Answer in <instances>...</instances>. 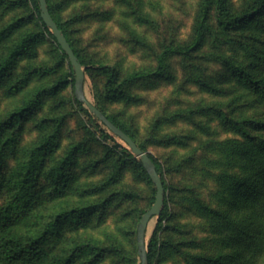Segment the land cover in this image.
<instances>
[{
  "label": "rangeland",
  "instance_id": "rangeland-1",
  "mask_svg": "<svg viewBox=\"0 0 264 264\" xmlns=\"http://www.w3.org/2000/svg\"><path fill=\"white\" fill-rule=\"evenodd\" d=\"M52 3L83 58L93 64L115 65L123 77L154 69L167 46L191 44L204 0ZM252 3L227 0L232 13ZM215 14L213 6L196 51L170 55L162 76L131 85L114 99L104 93L102 73L93 66L85 72L87 98L127 127L161 164L167 206L162 221L166 230L158 233V241L161 244L168 238L170 245H180L177 250L164 249L154 264H187L188 256L196 253L217 256L230 250L228 241L212 232L210 219L195 212V202L231 215L251 210L249 204L238 209L231 196L226 201L223 196L230 191L223 188L222 172L229 181L254 172L240 153L242 147L237 148L247 142L241 124H249L252 134L264 136V11L247 26L228 31L218 27ZM26 33L35 35L34 52L22 55L0 81V119L20 110L40 90L59 87L45 93L35 110L4 134L3 142L10 145L0 165V180L6 182L0 188V204L28 152L57 129L59 136L47 160L38 202L10 230L23 234L42 222L44 226L51 215L63 210L105 204L75 223L64 224L59 236L49 242L45 258L51 263L53 257H65L89 245L102 253L92 264H141L138 227L156 198V187L127 156V150L132 153L129 146L75 100L69 60L44 29L32 0H0V63ZM235 66L253 72L262 81L261 87L252 86ZM67 159L66 185L57 191L48 174ZM160 217L148 228V246ZM193 239L199 246L188 245ZM93 255H83L72 264H90ZM199 264L208 263L199 260Z\"/></svg>",
  "mask_w": 264,
  "mask_h": 264
},
{
  "label": "trees",
  "instance_id": "trees-1",
  "mask_svg": "<svg viewBox=\"0 0 264 264\" xmlns=\"http://www.w3.org/2000/svg\"><path fill=\"white\" fill-rule=\"evenodd\" d=\"M47 2L51 15L60 29L65 33L75 54L86 68L85 72L88 67L93 66L104 75V93L109 99L118 97L131 85L162 76L166 70L168 57L170 55L186 56L196 51L203 41L209 15L213 6H215L217 25L223 31L234 30L239 27L243 28L248 25L250 20L257 18L264 11V0H253V3L249 7L237 13H232L230 11L227 0H204L200 22L196 30V37L191 44L186 46H167L158 56V62L154 69L135 71L122 77L119 68L115 65L93 64L86 61L73 44L63 24L57 18L52 0H47ZM32 6L37 12L39 19L42 21L44 29L51 37L56 39L51 29L45 24L41 17L39 0H32ZM35 40L34 34L26 33L13 44L6 58L0 63V81L9 75L22 55L32 54L34 52ZM58 47L62 52V56L69 60L71 70L69 76L72 77V81L75 85V72L70 59L62 50L59 43ZM234 69L237 70L246 81L250 82L252 86L257 88L261 87L262 81L259 80L253 72L243 66H235ZM58 87L57 84L40 90L36 96L28 100L20 110L18 109L19 111H13L3 119H0V146L2 144L0 148V165L2 164L4 150L10 145L9 141L3 142L4 134L17 121L25 119L27 114L32 113L40 104V99L45 93H52ZM75 100L79 104H82L77 97H75ZM96 106L116 126L131 136L142 150L147 152L146 148L138 143L134 134L127 127L109 116L100 104ZM96 120L98 119L96 118ZM241 127L245 133L247 142L239 144L240 146H237V148H243H240V153L250 162L254 172L250 177L232 178L230 176L232 181H229L228 176L222 172L223 188H225L226 191H230L228 196L223 197H226V201H228L231 196V201L233 202L234 200L238 209L239 207H246V205L249 204L251 210H236V215H231V213L227 211L214 210L210 208V206L199 203V201L195 202L194 207L197 209L195 212H197L198 215L200 212L210 219L212 232L218 235L223 241H228L230 250L225 254H219L217 256L199 255V253H196L188 256L187 264H199V260L208 264H264V136L260 137L252 134L249 124H241ZM58 136L59 130L57 129L51 136L40 141L28 152L25 161L20 164L12 175L11 183L8 184L10 187L9 195L5 198L4 202L0 204V264H72L77 258L83 255L94 254L89 261V263L92 264L94 259L102 254L101 250L99 251L97 247L85 245L74 249L68 256L53 257L51 263L45 258L47 257L49 242L52 238L59 236L64 224L68 222L75 223L80 218H84L86 215L93 213L94 210L104 208L105 204L104 206H93L86 209L63 210L57 214L51 215L44 226L42 222L39 227L23 234L17 232L13 233L10 230V228L16 224L19 219L25 217L38 202L43 173L46 168L48 157H50L51 151L54 149ZM231 152L235 155L233 151ZM126 153L129 159L141 168L148 180L154 185L141 161L135 158L128 150ZM149 155L162 177L166 191L167 184L163 176L161 164L153 155ZM68 160L69 159L58 165H54L49 171L48 177L51 183L55 185L57 191L63 189L66 185ZM3 183L4 182L0 180V188ZM5 184L6 182L4 185ZM154 190L156 191L157 189ZM155 201L156 198H154V202L150 208L154 205ZM166 206L167 200L165 199V208ZM164 210L160 215V223L157 227L155 236L148 246L149 264H154L158 255H161L164 249H171V247H173L177 250L180 245L179 243L177 244L178 248L176 245H170V240L168 238H165L161 244L158 241V233L166 230V226L162 224L165 217ZM147 211H145L143 215ZM188 245L191 247L199 246L196 239L190 240ZM94 250H96L95 253Z\"/></svg>",
  "mask_w": 264,
  "mask_h": 264
},
{
  "label": "water",
  "instance_id": "water-1",
  "mask_svg": "<svg viewBox=\"0 0 264 264\" xmlns=\"http://www.w3.org/2000/svg\"><path fill=\"white\" fill-rule=\"evenodd\" d=\"M41 17L45 24L51 29L54 37L57 39L62 50L68 55L75 72V92L77 99L85 104L90 113L94 115L103 125H105L110 132L124 141L130 148L131 152L141 161L143 167L148 172L151 180L153 181L156 189V201L154 205L143 215L138 227V251L141 259V264H149L148 260V245H147V231L155 217H159L165 207V188L163 180L157 167L150 157L148 152L142 150L135 140L116 126L95 104H93L86 96L85 93V67L80 62L75 54L71 44L69 43L65 33L60 29L57 22L54 20L49 10L47 0H39Z\"/></svg>",
  "mask_w": 264,
  "mask_h": 264
}]
</instances>
